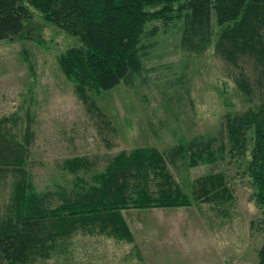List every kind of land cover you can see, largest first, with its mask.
Masks as SVG:
<instances>
[{
  "label": "trees",
  "instance_id": "1",
  "mask_svg": "<svg viewBox=\"0 0 264 264\" xmlns=\"http://www.w3.org/2000/svg\"><path fill=\"white\" fill-rule=\"evenodd\" d=\"M32 8L79 39V45L59 54L58 62L89 109L96 104L88 91L133 84L141 74L148 23L161 20L167 26L175 19L181 22L182 49L203 54L213 45L225 74L258 104L226 112L217 136L194 137L164 150L141 146L120 151L91 180L43 191L35 188L28 169L34 132L28 125L18 139L8 124L20 117H0V184L8 187L0 213V264H35L58 236L78 228L111 227L118 236L129 235L122 215L126 208L188 206L189 195L168 167L179 157L188 156L197 165L223 157L228 148L232 156L249 154L246 171L264 207V0H0V41L21 37L34 16ZM67 164L78 171L91 163L87 156H74ZM193 196L223 212L233 198L221 171L197 177ZM257 264H264V244Z\"/></svg>",
  "mask_w": 264,
  "mask_h": 264
},
{
  "label": "rangeland",
  "instance_id": "2",
  "mask_svg": "<svg viewBox=\"0 0 264 264\" xmlns=\"http://www.w3.org/2000/svg\"><path fill=\"white\" fill-rule=\"evenodd\" d=\"M32 10L34 16L21 37L0 41V117H20L16 124L14 121L8 124L18 139L28 125L34 132L28 169L38 191L69 189L75 182H81L80 178L91 180L120 151L141 146L164 150L194 137L217 136L226 112H241L258 104L225 74L213 45L203 54L182 49L181 22L175 19L167 26L161 20L148 23L142 40L147 52L143 55L141 74L135 75L133 84L121 82L101 93L88 91L96 104L89 109L58 62L59 54L79 45V39ZM214 25L216 40L219 28L216 22ZM154 26L158 30L153 34L150 30ZM227 151L215 161H201L197 165L191 164L188 156L169 161L170 172L189 195L191 204L146 208V216L149 212L152 216L146 217L145 222L139 216L142 213L136 212L141 208L123 209L122 215L124 210L135 209L129 213L137 215L132 220L139 242L150 241L154 232L158 233L160 243L145 245L146 255L142 259L135 253L125 259V252L131 249L134 240L120 241L117 245L106 243L109 244L106 247L101 243L100 250L107 254L103 263L100 259L98 262L174 264L184 260L187 252L177 245L185 246L188 238L191 240L193 229H189L188 221H193L199 226L198 247H204L201 255L208 264H257L264 244V207L256 201V188L246 171L249 154L241 158L238 154L232 156L229 148ZM74 156L89 157V169L69 170L67 160ZM220 171L226 174L233 197L225 206L226 212L193 196L197 177ZM7 189L0 184V213L8 198ZM156 209L169 211L165 217L171 220L174 231H165L166 226L159 223L153 212ZM109 228L107 235L113 233ZM54 248L57 247L48 248L35 264H59L58 258L53 257ZM194 254L199 257V251Z\"/></svg>",
  "mask_w": 264,
  "mask_h": 264
},
{
  "label": "crops",
  "instance_id": "3",
  "mask_svg": "<svg viewBox=\"0 0 264 264\" xmlns=\"http://www.w3.org/2000/svg\"><path fill=\"white\" fill-rule=\"evenodd\" d=\"M132 210H135V209L123 211V216H124L126 225L130 232L129 235H127L128 233H126V235L123 233L122 236H118L117 234H114V233L112 234L110 233V235H107L106 231L110 230V228H107L106 230H102L98 226L91 227V228H84V229L78 228V229H75L72 232V234H69V236L66 235L64 237H58L57 240H55V242L49 247V249L56 246L57 248H54L56 253L53 255L54 253V250H53L49 258L52 257V255L53 257L56 256L59 260V264H99L100 262H98V259L102 260L101 263H103V258L106 257V254H107L106 252H104V250L102 249L100 250L101 243H105L104 247H106L107 245H109L106 243H114L117 245V243L120 241L134 240L132 242L133 245L131 246V249L125 252L126 253L125 259L132 257L133 253H135V256L137 258L142 259V255L143 256L146 255L145 248H144L145 245H155V246L159 245L160 237L157 236L158 233L154 234L153 232L152 237L150 238V241L143 239L142 241L139 242L137 240V237L135 236L136 234V229L134 226L135 223L132 220L135 214L129 213ZM136 212L142 213V215H139V216L141 217V220L143 222H145L144 219L146 217L152 216L151 212H149V214L146 216V209H141V211H136ZM153 212H155L156 218L157 219L159 218V223H163L166 226V229H165L166 232L174 231L173 228H171V224H172L171 220L165 217V216H168L169 213L167 212L169 211H161V209L160 210L156 209ZM135 217H137V215ZM188 224L190 226L189 229L190 228L193 229V233H191V236H189L191 240L189 241V238H188L189 242L187 241L186 244H184L185 246H182L183 244L178 246L177 245L178 241L175 243L178 249L179 247H183L181 249L187 252V258L184 260L176 261V263L174 264H208V261L203 258V255H201V250L204 251V247H198L199 243L197 239H198L199 230H200L198 229L199 226L197 224H194L193 221L192 222L188 221ZM201 229H202L201 234L204 235V227L202 226ZM146 236L147 235H145V238ZM114 237L118 239V241ZM124 243H127V242H124ZM132 243H128V244L131 245ZM194 251L195 252L199 251V257L195 256ZM113 256L115 257V253ZM45 257L47 258V254ZM121 258H122V255L120 256L119 259ZM185 260H187V263H181V262H184ZM118 264H121V263H118Z\"/></svg>",
  "mask_w": 264,
  "mask_h": 264
}]
</instances>
